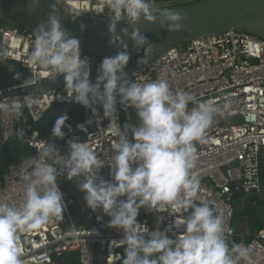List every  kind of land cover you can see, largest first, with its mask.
Returning <instances> with one entry per match:
<instances>
[{
    "label": "clouds",
    "instance_id": "clouds-1",
    "mask_svg": "<svg viewBox=\"0 0 264 264\" xmlns=\"http://www.w3.org/2000/svg\"><path fill=\"white\" fill-rule=\"evenodd\" d=\"M40 2L31 0L29 10L38 9ZM101 3L111 13L109 44L120 45L123 50L102 60L94 84L90 81V63L82 58L79 40L61 26L55 0L46 22L35 31L30 60L56 76L62 75L69 97L85 108L101 105L106 118L113 117L117 96L122 106L135 109L136 125L129 128L126 124L124 131L118 126L113 130L119 137L109 165L115 182H106L98 175L105 163L86 142H70L69 155H60L54 140H63L64 129L70 126L66 124V115L58 118L52 128L53 140L44 142L30 173L23 178V202L13 206L0 200V264H23L20 234L38 230L52 218H63L65 204L57 184L58 170L65 172L69 180L79 182L89 209L102 208L111 218L109 227L123 231L124 238L120 241L126 253L123 264L247 261L249 248L235 243L229 248V230L223 217L208 202L201 201L198 206L195 203L200 200V180L194 171L198 159L196 144L205 142L206 130L230 106L229 102L226 100L221 107L211 99L200 101L186 92L173 93L164 79L143 84L132 82L124 71L130 60L124 38L133 42L134 50H144L140 64H147L154 51V45L139 28L141 21L149 24L159 21L162 31L178 33L185 29L186 16L158 8L154 0H101ZM122 21L128 27L117 33V25ZM6 56L7 52L0 50V59ZM31 85L30 80L24 83ZM23 108V103L17 102L5 112L20 119ZM141 208L156 213H183L189 209L191 212L186 218L175 219L174 226L183 231L176 239H170L166 236L168 230L149 233L137 223Z\"/></svg>",
    "mask_w": 264,
    "mask_h": 264
},
{
    "label": "built area",
    "instance_id": "built-area-1",
    "mask_svg": "<svg viewBox=\"0 0 264 264\" xmlns=\"http://www.w3.org/2000/svg\"><path fill=\"white\" fill-rule=\"evenodd\" d=\"M202 1L154 0V6L170 9ZM55 2L63 12L79 19L102 23L111 20V13L102 6L101 0ZM34 44L35 36L29 32L0 23V50L7 52V56L0 59V65L10 75L19 69L27 71V76L21 77L17 86L0 90V153L9 141H20L35 152L9 165L0 176V200L13 206L23 202V178L30 173L34 159L47 141L34 127L53 106L76 107L80 115V119L71 116L66 122L70 126L65 128L69 133L67 137L54 140L60 155H69L70 142H86L104 161L105 166L98 175L109 183L115 182L109 165L114 155L113 145L119 138L113 130L118 126L124 131L121 117L135 112L134 108L122 106L119 96L111 119L104 116L99 104L93 106L94 114L93 108L77 103L74 97L68 96L65 81H58L62 75L56 76L30 60ZM81 53L82 58L90 63V81L94 84L102 60ZM126 77L141 84L164 79L173 93L186 92L200 101L211 99L221 107L226 100L229 102L230 106L217 115L206 130L205 142L196 144L198 159L194 171L200 180V200L195 203L208 202L215 213L223 217L229 230L227 241L230 249L233 243L250 249L248 260H241L240 264H264V230L257 232L248 243H243L234 240L236 232L232 227L234 204L239 206L250 198L259 199L264 189V178L260 177V172L264 171V39L234 30L196 38L168 49ZM27 80L31 81V86H24ZM52 83L54 86L43 92L12 94L20 89ZM17 102L24 106L20 119L5 112L8 106ZM191 107L193 105H189ZM236 116L242 118L241 124L234 122ZM129 139L132 140L131 132ZM235 163L237 165L233 166ZM58 171L57 184L62 192V185L70 180L65 172ZM63 201V220L52 218L42 228L20 234L23 264H120L123 259L124 246L120 242L124 238L123 231L109 227L111 218L104 214L102 208L93 211L80 207L83 221L78 224L72 218L64 194ZM190 212L191 209L183 213H156L141 208L137 223L147 228L149 233L157 229L168 230L166 236L176 239L183 228L174 226L175 219L180 216L186 218ZM71 253L76 255L74 263L68 261Z\"/></svg>",
    "mask_w": 264,
    "mask_h": 264
},
{
    "label": "water",
    "instance_id": "water-1",
    "mask_svg": "<svg viewBox=\"0 0 264 264\" xmlns=\"http://www.w3.org/2000/svg\"><path fill=\"white\" fill-rule=\"evenodd\" d=\"M52 0H41L38 9L30 11L31 0H0V23L19 30H25L35 36L39 25L46 22ZM57 7V6H56ZM58 9L62 28L80 42V50L103 60L122 51L120 45H110L109 22H94L76 18ZM169 10L181 12L186 16L185 29L178 33H169L159 28V21L149 24L141 21L139 28L154 45L147 64H140L144 50H134L133 42L124 38L130 60L125 68L126 76L138 68L153 62L168 49L182 45L196 38L216 36L229 30L243 32L264 39V0H204L197 4L172 7ZM128 27L125 22L117 25L116 31ZM129 31L131 29L129 28ZM27 71L19 69L15 74H8L0 65V90L17 86ZM64 80L60 78L58 81ZM55 83L35 86L14 91L12 94H31L51 89ZM236 124L242 118H233ZM237 164H233L236 166ZM264 178V171L260 172ZM198 206V204H196ZM125 252V246L122 249ZM155 258V257H153Z\"/></svg>",
    "mask_w": 264,
    "mask_h": 264
},
{
    "label": "trees",
    "instance_id": "trees-1",
    "mask_svg": "<svg viewBox=\"0 0 264 264\" xmlns=\"http://www.w3.org/2000/svg\"><path fill=\"white\" fill-rule=\"evenodd\" d=\"M66 115L69 117L73 116L76 120L80 119L78 114V109L76 107H68L65 105H55L53 106L43 117V119L35 125V129L38 131L40 136L47 141L53 140L52 128L58 118ZM68 119L66 122H68ZM65 137L69 135L66 129H64ZM64 137V138H65ZM58 140V139H57ZM34 150L27 148L20 141H9L0 153V176L5 172L7 167L11 164L17 163L22 157H27L34 155ZM255 199L250 198L244 202L243 205L234 204V216L232 219V227L234 228L236 235V242L248 243L255 234L259 231L264 230V209L260 207L251 205L248 203H253ZM244 225L241 230L239 225ZM246 230V231H245ZM126 257V253H123V259ZM76 259L75 254L68 255V261L74 263Z\"/></svg>",
    "mask_w": 264,
    "mask_h": 264
},
{
    "label": "rangeland",
    "instance_id": "rangeland-1",
    "mask_svg": "<svg viewBox=\"0 0 264 264\" xmlns=\"http://www.w3.org/2000/svg\"><path fill=\"white\" fill-rule=\"evenodd\" d=\"M2 24V23H1ZM121 122H122V125H126V124H128V127L130 128L131 126H132V124H134V125H136V123H137V116H136V112H134L133 114H127V115H123L122 117H121ZM66 185H65V187L67 188V189H69V192H70V196H72L73 197V200H75V201H79L80 200V198H84L85 197V193L84 192H82L80 189H79V186H78V184H79V182L78 181H69V182H67V183H65ZM264 186V185H263ZM262 186V187H263ZM264 189H263V192H262V194H261V197L259 198V199H256V200H254V202L253 203H248V204H251V205H255V206H258V207H260V209H264ZM68 209H71V206L69 207V205H68ZM76 209H78V208H76ZM71 213V212H70ZM263 213H264V210H263ZM71 215H72V218H74V220H75V216L71 213ZM244 225L245 224H243V225H239V228L241 229V230H244V229H242L243 227H244ZM246 231V230H245Z\"/></svg>",
    "mask_w": 264,
    "mask_h": 264
},
{
    "label": "crops",
    "instance_id": "crops-1",
    "mask_svg": "<svg viewBox=\"0 0 264 264\" xmlns=\"http://www.w3.org/2000/svg\"><path fill=\"white\" fill-rule=\"evenodd\" d=\"M82 179V178H81ZM72 181V180H70ZM73 181H77L76 179H74ZM69 182V181H68ZM66 184H63L62 185V192L63 194L65 195V198L67 200V203L69 205V207L71 206V209H69V211L75 216V222L78 223V224H81V222L83 221L81 219V216H80V213H83V212H79L80 211V207L82 206H85L87 207V204H86V201L84 198H80V200L77 202L75 200H73V197L70 196V192H69V189H67L65 187ZM264 202V201H263ZM264 204V203H263ZM78 208V209H76ZM63 220V218H62Z\"/></svg>",
    "mask_w": 264,
    "mask_h": 264
}]
</instances>
